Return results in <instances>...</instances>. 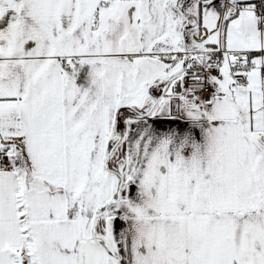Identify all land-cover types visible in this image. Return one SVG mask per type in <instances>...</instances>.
I'll list each match as a JSON object with an SVG mask.
<instances>
[{
    "label": "snow or ice",
    "instance_id": "snow-or-ice-1",
    "mask_svg": "<svg viewBox=\"0 0 264 264\" xmlns=\"http://www.w3.org/2000/svg\"><path fill=\"white\" fill-rule=\"evenodd\" d=\"M0 264H264V0H0Z\"/></svg>",
    "mask_w": 264,
    "mask_h": 264
}]
</instances>
